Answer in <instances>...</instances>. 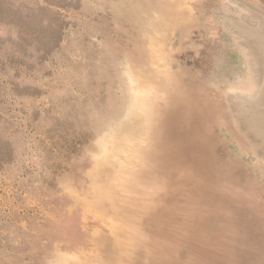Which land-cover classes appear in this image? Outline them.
Segmentation results:
<instances>
[{"label":"rangeland","instance_id":"1","mask_svg":"<svg viewBox=\"0 0 264 264\" xmlns=\"http://www.w3.org/2000/svg\"><path fill=\"white\" fill-rule=\"evenodd\" d=\"M223 2L0 0V264L91 263L103 247L97 224L108 221L98 205L105 178L122 140L140 132L131 111L122 124L113 122L109 136L118 135L103 146L98 136L86 140L92 120L118 93L126 113L132 96L124 73L144 87L163 62L191 68L222 92L243 80L248 61L224 19L212 34L215 13L226 14ZM188 13L197 28L180 22Z\"/></svg>","mask_w":264,"mask_h":264},{"label":"bare ground","instance_id":"2","mask_svg":"<svg viewBox=\"0 0 264 264\" xmlns=\"http://www.w3.org/2000/svg\"><path fill=\"white\" fill-rule=\"evenodd\" d=\"M222 4L226 14L215 13L212 34L224 19L248 61L243 80L222 92L201 83L191 68L163 62L152 66L157 78L144 87L124 73L132 96L126 113L118 93L92 120L86 140L98 136V144L113 138V122L122 124L131 111L140 132L122 140L105 178L98 205L108 221L97 224L103 247L90 264H264V0ZM180 17L197 28L192 14ZM248 156L260 164L249 165Z\"/></svg>","mask_w":264,"mask_h":264}]
</instances>
